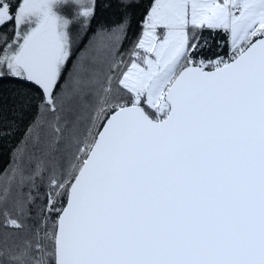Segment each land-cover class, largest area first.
Segmentation results:
<instances>
[{"label": "snow or ice", "instance_id": "obj_1", "mask_svg": "<svg viewBox=\"0 0 264 264\" xmlns=\"http://www.w3.org/2000/svg\"><path fill=\"white\" fill-rule=\"evenodd\" d=\"M94 18L0 0V79L38 99L0 264H264V0H147L128 47L124 15L74 49Z\"/></svg>", "mask_w": 264, "mask_h": 264}, {"label": "trees", "instance_id": "obj_2", "mask_svg": "<svg viewBox=\"0 0 264 264\" xmlns=\"http://www.w3.org/2000/svg\"><path fill=\"white\" fill-rule=\"evenodd\" d=\"M146 2L147 0H139L138 3L136 0H131V3H128V0H95V18L92 20L91 30L87 35L78 34L76 27H73L74 49L84 48L93 32L100 25H112L124 15H128L131 20L128 41H125L124 44L125 47H128L129 42L140 31V21L144 15ZM205 36L208 37L210 43H213L214 47L215 38L208 33H205ZM208 54L211 55V52ZM37 103L36 90L32 86L12 78L0 79V171L11 163L13 149L23 138L26 126L37 114ZM5 132L10 134H4ZM28 150L29 152L33 151L31 143L28 145ZM5 185L6 181L0 179V189ZM17 194L13 187L11 196L15 197ZM4 239L3 230L0 229V241Z\"/></svg>", "mask_w": 264, "mask_h": 264}, {"label": "rangeland", "instance_id": "obj_3", "mask_svg": "<svg viewBox=\"0 0 264 264\" xmlns=\"http://www.w3.org/2000/svg\"><path fill=\"white\" fill-rule=\"evenodd\" d=\"M65 12L70 14V10H68V9H65ZM120 19H121V17L119 18V20Z\"/></svg>", "mask_w": 264, "mask_h": 264}]
</instances>
